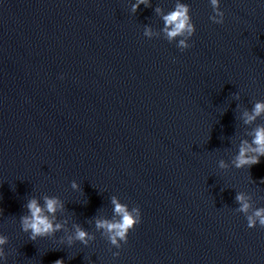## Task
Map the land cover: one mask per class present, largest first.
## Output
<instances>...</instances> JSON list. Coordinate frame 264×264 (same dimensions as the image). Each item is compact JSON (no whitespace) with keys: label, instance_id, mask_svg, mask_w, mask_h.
<instances>
[{"label":"water","instance_id":"95a60500","mask_svg":"<svg viewBox=\"0 0 264 264\" xmlns=\"http://www.w3.org/2000/svg\"><path fill=\"white\" fill-rule=\"evenodd\" d=\"M173 2L132 14L129 0H0L7 264H264V229L233 211L236 191L264 206V157L230 164L255 126L241 112L264 99V4L222 0L214 24L207 0H186L196 32L181 52L143 36L161 25L154 7ZM45 195L65 202L57 216L69 226L94 231L86 220L111 216V195L139 205L142 221L115 258L99 233L88 247L59 243L63 233L32 241L18 220L27 198Z\"/></svg>","mask_w":264,"mask_h":264},{"label":"clouds","instance_id":"9594fccd","mask_svg":"<svg viewBox=\"0 0 264 264\" xmlns=\"http://www.w3.org/2000/svg\"><path fill=\"white\" fill-rule=\"evenodd\" d=\"M129 3L132 14L137 12L140 5H144L146 8L152 6V0H129ZM207 3L211 8L209 20L214 24H223L225 13L221 8L222 0H207ZM259 3L264 4V0H259ZM153 11L159 17L161 25L158 29H154L152 24L143 25L144 37L148 39L162 38L169 43H174L181 52L192 46L190 41L196 32V26L191 15V5L186 0H174L172 6L167 10L156 6ZM232 97L239 100V92L233 93ZM236 107L240 108V105L237 104ZM260 117H264V99L252 101L251 107L245 108L241 112L240 118L243 123L245 125L255 124V126L247 133L250 139H242L237 146L235 155L230 162L231 167L250 168L252 165L258 164L261 157H264V123H255ZM217 166L220 169L229 167L223 160H220ZM70 187L74 191H81L80 184L76 180L70 182ZM234 201L237 207L233 211L243 215L245 227L264 229V206H255L252 195L245 191H236ZM109 202L111 216L98 214L97 211L96 215L86 220V223L94 227V231H89L77 221H73L69 226L67 217L62 220L58 218L57 213L66 210L65 202L59 196L45 195L41 198L31 196L23 205L26 212L19 217V227L32 241L63 233L59 237V243L68 247L73 246L76 242L88 247L96 240V233H99L110 245L109 251L115 258L120 255L119 250L122 246L127 243L129 232L141 223L142 213L139 205L130 206L129 203L122 202L117 195H111ZM8 243V235L0 231V264H7L10 252H6L5 246ZM112 248H115L116 251H112ZM54 264H64L63 258L57 259Z\"/></svg>","mask_w":264,"mask_h":264}]
</instances>
